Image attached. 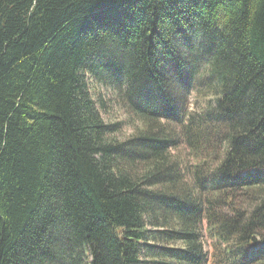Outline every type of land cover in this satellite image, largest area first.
Instances as JSON below:
<instances>
[{"label":"trees","instance_id":"trees-1","mask_svg":"<svg viewBox=\"0 0 264 264\" xmlns=\"http://www.w3.org/2000/svg\"><path fill=\"white\" fill-rule=\"evenodd\" d=\"M205 237L264 264V0H0V264H208Z\"/></svg>","mask_w":264,"mask_h":264},{"label":"rangeland","instance_id":"rangeland-1","mask_svg":"<svg viewBox=\"0 0 264 264\" xmlns=\"http://www.w3.org/2000/svg\"><path fill=\"white\" fill-rule=\"evenodd\" d=\"M90 81L94 98L100 100L98 106H101L100 111L105 121L109 123L120 124V130L114 134L115 138L117 140L123 141L134 135L139 130V128L142 127V124H140L136 118H131L130 115L126 113L125 109L120 104L116 90L111 88L109 85L98 84L92 79ZM192 100L193 99H191V101ZM193 107V104H191V110ZM170 126L173 129H178V126L174 124H170ZM174 153L185 163L192 161L189 150L184 143H182V145L179 146L177 150H174ZM204 242L205 251H207L210 258L208 264H212L211 259L213 253L211 249V240H208L205 237Z\"/></svg>","mask_w":264,"mask_h":264}]
</instances>
